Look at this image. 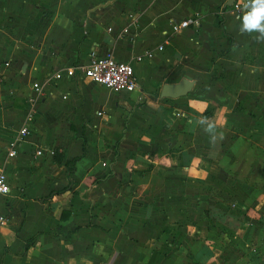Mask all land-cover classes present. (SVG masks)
Instances as JSON below:
<instances>
[{"label": "crops", "instance_id": "1", "mask_svg": "<svg viewBox=\"0 0 264 264\" xmlns=\"http://www.w3.org/2000/svg\"><path fill=\"white\" fill-rule=\"evenodd\" d=\"M219 3L0 0V264H264V133L251 115L264 111V39L241 31L248 9L220 15ZM189 15L196 26L171 30ZM90 50L131 61L138 87L84 77ZM181 77L189 91L159 95ZM70 126L103 133L57 129Z\"/></svg>", "mask_w": 264, "mask_h": 264}, {"label": "built area", "instance_id": "2", "mask_svg": "<svg viewBox=\"0 0 264 264\" xmlns=\"http://www.w3.org/2000/svg\"><path fill=\"white\" fill-rule=\"evenodd\" d=\"M248 3V0H232L229 4L231 10L234 12L235 16H238L239 13L245 9L244 4ZM196 26L198 24L197 15L185 16L178 21H172L170 28L172 31H179L182 27L188 25ZM158 48L161 45L157 46ZM151 51L146 49L143 54H137L134 56V59L139 60L141 55L149 56ZM4 63H7L6 61ZM79 72L90 81L98 83L104 86L107 89L114 91H125L131 92L138 87L136 77L133 72V65L129 60H117L113 57L110 50H105L103 53L99 54L94 50H90L89 59L87 64L78 66ZM73 66H66L63 69L53 70L50 74L52 80H57L63 75L72 76L75 73ZM31 87L35 93H39L41 85L39 81H33ZM36 113V109L31 104V107L27 110L24 123L17 127L15 134L8 140L5 148L6 157H11L15 154V147L23 139L25 134L28 133L27 123L33 119ZM49 153L53 152L52 148H47ZM42 148H37L34 153H41ZM101 164H105V161H102ZM9 189L8 182L3 170L0 169V189ZM7 191L0 190V193H5ZM6 221V215L0 213V225Z\"/></svg>", "mask_w": 264, "mask_h": 264}, {"label": "clouds", "instance_id": "3", "mask_svg": "<svg viewBox=\"0 0 264 264\" xmlns=\"http://www.w3.org/2000/svg\"><path fill=\"white\" fill-rule=\"evenodd\" d=\"M244 8L248 9L242 17V32H258L260 35L256 37L257 40L264 39V0H248L244 4ZM200 124H207L205 131H212L214 125L201 119L198 121ZM7 191V189H0Z\"/></svg>", "mask_w": 264, "mask_h": 264}, {"label": "rangeland", "instance_id": "4", "mask_svg": "<svg viewBox=\"0 0 264 264\" xmlns=\"http://www.w3.org/2000/svg\"><path fill=\"white\" fill-rule=\"evenodd\" d=\"M224 1L225 0H220V3H219V7H218V10H220V15L221 14H223V11H224V9H225V7H227V5L226 6H224ZM223 3V4H222ZM218 13V14H219ZM217 14V15H218ZM216 14H215V16H217ZM223 21H226L225 20V17H224V19L221 21V23L223 22ZM224 23V22H223ZM256 34V35H255ZM254 35H255V37H257V36H259L260 34L257 32V33H255ZM253 35V34H252ZM227 39V38H226ZM228 40V39H227ZM258 92V91H257ZM262 101H264V100H262ZM251 115L252 116H254V117H252V119L253 120H257V121H260V122H262V126H261V133L263 134L264 133V111H261V112H252L251 113ZM257 115V116H256ZM19 117L20 116H18V119H19ZM95 118H98L97 116H95ZM17 119V120H18ZM16 120V121H17ZM242 120V119H241ZM252 121V120H251ZM16 126H17V124H15ZM14 125V126H15ZM255 126H257V124H255L254 125V123L253 122H251V124L249 125V129H250V131H252V129H254L255 128ZM61 133H63L64 131H65V133H66V131H67V133H66V135L67 136H69V138H72V139H74V138H77V137H79V138H84V132H91V134L92 135H94V136H96V137H98V136H100L101 135V133H103V127H100V126H96V127H88V128H86V127H74V126H70V127H66V128H57ZM257 132L259 133V130H257ZM100 134V135H99ZM42 144V143H41ZM252 144H255V143H253L252 142ZM79 147V146H78ZM79 149V148H78ZM258 158L257 157H255V158H252V159H250V160H247V162H248V164L250 163V162H252L253 160H257Z\"/></svg>", "mask_w": 264, "mask_h": 264}, {"label": "water", "instance_id": "5", "mask_svg": "<svg viewBox=\"0 0 264 264\" xmlns=\"http://www.w3.org/2000/svg\"><path fill=\"white\" fill-rule=\"evenodd\" d=\"M232 0H226L225 4L229 5ZM194 79L181 77L176 82H164L161 84L160 87V96H169V97H176L182 94H185L187 91L190 90Z\"/></svg>", "mask_w": 264, "mask_h": 264}, {"label": "trees", "instance_id": "6", "mask_svg": "<svg viewBox=\"0 0 264 264\" xmlns=\"http://www.w3.org/2000/svg\"><path fill=\"white\" fill-rule=\"evenodd\" d=\"M53 151H54V150H53ZM53 158H54L55 161L60 162V158H58V156L55 155L54 153H53ZM75 159H77V156H74V157H72L70 160L66 161V164H68V168H67V170H68L69 172H70V170H71V168H72V164H73V162L75 161Z\"/></svg>", "mask_w": 264, "mask_h": 264}]
</instances>
